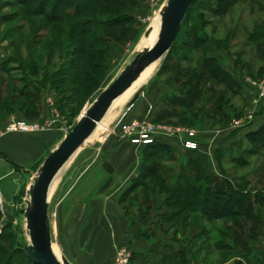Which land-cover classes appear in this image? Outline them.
I'll use <instances>...</instances> for the list:
<instances>
[{
    "label": "rangeland",
    "instance_id": "obj_1",
    "mask_svg": "<svg viewBox=\"0 0 264 264\" xmlns=\"http://www.w3.org/2000/svg\"><path fill=\"white\" fill-rule=\"evenodd\" d=\"M89 1L92 0H0V94L3 98L0 108L4 114L12 95H18L25 84L29 88L32 83L38 84L44 77L49 80L61 71L56 79L62 83L53 91L68 107L62 116L73 128L84 110L118 78L139 52L150 45V39L159 37L161 18L160 25L155 29L152 24L161 16V10L168 2L98 0L88 6ZM77 7H87L84 9L86 15L99 20H111L122 14L133 15L135 19L130 23L118 20L105 30L109 37L98 47L104 52L101 62L88 54H80L82 72L74 81L63 79V75L70 71L68 66L71 56L75 55V46L84 49V42L77 38L67 23L68 14L74 15ZM34 10L41 12L43 18L29 16ZM183 29L173 51L171 47L160 59L150 79L145 84H135L115 101L104 121L82 148L84 151L95 147L103 138V133L113 130L123 118L131 116L137 106L136 116L143 115L146 116L143 118L156 123L189 127L200 132L207 146L206 153L202 154L205 167L200 163L180 167L181 162L199 158L190 157L193 155L182 151L162 155L139 149L136 154L143 178L140 176L126 183L118 199L130 222L140 217V209L150 212L152 201L159 197L169 209L185 208L188 212L187 208L198 200L182 191L184 187L188 191L191 183L186 184L187 187L184 182V185L178 183L177 187L176 181L178 175L189 174L192 170L204 176H213L216 189L227 191V184L230 185V192L241 196L239 202L242 204L251 202L257 194L264 195V147L251 145L244 134L255 121L260 103L255 107L252 101L248 103L246 96L251 95L253 100L248 80L259 81L264 77V46L259 50L260 41L257 40V37L264 36V0H198L192 6L189 21ZM254 32L259 34L253 35ZM191 34H196L199 40L195 41ZM145 38L148 40L143 42ZM207 58H215L236 80V85H221L213 81L208 70L202 66ZM98 63L105 65L101 69L95 66ZM83 71H86V76ZM140 90L141 95L134 101ZM19 102L22 104L28 99ZM252 108L256 111L255 119L245 124L246 114ZM15 110L20 111L18 106ZM154 112L156 114L152 116ZM241 121L245 125L240 128L237 123ZM116 139L121 141L118 136ZM166 177L169 182L164 183L161 179ZM58 197V194L53 195L49 200L53 246L57 255L65 256L74 264H85V222L78 231H68L69 215L57 213ZM28 199L29 196L22 199L21 210H26ZM253 208L258 216L264 215L263 205L257 204ZM204 215L206 221L202 224L208 233L201 236L200 248L203 252L200 256L209 263L222 262L225 254L236 246L230 237L238 232L235 224L245 226L246 218L213 221L207 213ZM16 241L22 248L30 243L25 215L22 211L10 216L1 213L0 264H8L11 259L12 264H30L22 254H17L20 247ZM251 264L257 263L254 261Z\"/></svg>",
    "mask_w": 264,
    "mask_h": 264
},
{
    "label": "crops",
    "instance_id": "obj_2",
    "mask_svg": "<svg viewBox=\"0 0 264 264\" xmlns=\"http://www.w3.org/2000/svg\"><path fill=\"white\" fill-rule=\"evenodd\" d=\"M49 97L56 105L57 97L53 90L41 94L36 103L37 115L30 120L51 117L47 104ZM246 97L250 103L252 96ZM137 107L128 118L146 117L136 116ZM58 112L60 120L52 130L0 136V213L10 216L17 211L23 212L22 199L29 196L39 168L73 129ZM154 114L156 112L152 116ZM15 119L28 118L22 111L15 110V107L7 110L6 114L0 109V127ZM263 126L264 98L260 99L255 121L244 134L257 131ZM108 131L102 134V139L99 137L95 147L84 151L82 147L69 160L57 175L59 177H55L49 193V198L57 194L59 196L57 213L69 215L68 231H78L82 222H85V264H114L118 248L128 246L132 250L131 264H251L254 261L264 264V215L255 214L254 208L248 210L253 212L251 217H245V226L235 224L247 249L236 247L235 255L229 260L215 263L201 258V238L191 232L189 224L178 227L176 220L171 217L172 210L162 204L160 197L152 201L150 212L140 209V217L130 222L129 215L120 206L118 199L126 183L140 176L136 153L142 148L117 141L113 131ZM201 137L199 151L184 152L193 155L190 157H199V160L181 162L180 167H192L196 163L205 167L206 161L202 159V154L206 153L207 146ZM179 177L181 175L177 176L179 182H184L186 187L188 182H193L191 188H198L204 183L205 176L192 170L184 179Z\"/></svg>",
    "mask_w": 264,
    "mask_h": 264
},
{
    "label": "trees",
    "instance_id": "obj_3",
    "mask_svg": "<svg viewBox=\"0 0 264 264\" xmlns=\"http://www.w3.org/2000/svg\"><path fill=\"white\" fill-rule=\"evenodd\" d=\"M197 1L198 0H196L191 5L189 11L187 12L183 25L180 29V32L176 38L174 45L172 46L171 52L176 46V43L184 30L183 27L189 21V16L192 11V6ZM97 2L99 1L92 0L87 3L89 6V3L91 5ZM228 3L230 4V2ZM21 5L24 7L27 6L24 3H21ZM86 8L87 7L79 9V7H77L74 15L68 14V18H67L68 26L71 28L72 32L76 34L77 38H79L80 41L84 42V49L80 48L79 46H75L74 48L75 55L71 56L72 60H70L69 66H68V69H70V71H68V73L63 75V79H73L74 81H77L76 77H78L81 74L80 72H82L81 69L83 67L81 63L80 54H84V55L88 54L90 57L92 56L94 60H98L99 62H101L102 61L101 54L104 52L103 50L98 49V47L103 45V43H106V40L109 37V33L105 32V30L109 26H113L118 20H124L125 22L130 23L133 21V19H135V16L133 15L122 14V15L116 16L115 18L111 20H99L93 16L91 17V16L86 15L87 12L84 10ZM30 13L32 14H30L29 16H32V17L41 16L43 18L44 16L41 12L39 13L38 10H34L33 12H30ZM257 34H255L254 32L253 35H257ZM191 36H194V39H196L195 41L199 40L196 34H191ZM199 37L201 36L199 35ZM257 40L260 41L258 44L259 50H262V47L264 46V36L262 38L260 36L257 37ZM103 65L105 64L98 63L95 66L96 67L99 66L102 69ZM202 66L208 70V74L210 78L216 83L221 84V85H227V86L236 85V80L231 76L229 72L224 70L216 62L215 58L205 59ZM60 72L61 71H59L55 75V77L53 76L50 77L49 80L44 77L42 78L43 80H41L38 84L32 83L30 86L28 85L29 88L28 87L26 88L27 84H25L26 86H24V88L20 90L18 95L16 96L14 94L12 95L10 102H8V106H9L8 110H12V108L18 106L20 111H22L25 114L26 118H28L26 120H30V118L35 117L37 115L36 103L40 95L48 92L49 90H53L55 87H58L59 83L61 85L62 83L61 80L56 79L57 76L59 77L61 75ZM83 73H84L83 74L84 76L87 75L86 71H83ZM75 94L76 93H74V95ZM56 97H57L56 107L58 108L60 113L63 114L64 110L68 109V107L65 106L63 101L61 102L59 100L58 95ZM2 99L3 98L0 94V103ZM21 99H28V102H22L21 104V102H19ZM30 121H34V120H30ZM246 140L255 147H264V126L258 129L257 131L248 133L246 135ZM143 149L149 150L150 152H157L162 155H172L176 151L175 149L170 147L168 144L161 143V142H156L154 144L148 145L146 147H143ZM190 153H195V152H190ZM140 176L143 178L141 169H140ZM184 176H186V174H182L181 178L184 179L183 178ZM212 177L213 176H209L207 174V176L204 177L205 179L204 183L198 188H195V187L190 188L187 191V188L184 187V190H182L184 194L194 199H197L198 201H194L192 203L193 206H191L190 208L189 207L187 208L188 212H186L187 210L185 211V208H181L179 210H172V213H171V217L174 220H176L175 222L178 227L181 228V226L184 227L185 224H189L191 228V232L195 233V236L197 235V237L199 238H201V236L203 237L204 235L208 233L207 232L208 229L202 224L204 221H206V217L204 213H207V217H209V219H212L213 221L238 220L240 218L251 217L252 212L248 210L250 208H253L257 204L264 206V195L257 194L254 196L251 202L249 203L243 202L242 204L241 202H239L240 201L239 197L241 196H237V194H235L234 192H230V185L227 184V187H228L227 191L216 189L215 184H214L215 181L213 180ZM161 180L164 183L169 182L167 177ZM176 183H177L176 186L178 185V183L182 184L179 182L178 179ZM189 183H191V185L194 184L193 182H188V185ZM245 196L246 198H248V194H246ZM200 205L204 206L206 210ZM204 210L207 212H205ZM184 212H186V214H184ZM230 237H231V240H234L235 242L234 244L236 246H234L233 249H230L229 252L225 254L222 261H227L232 256H234L236 253L235 252L236 247L238 246L242 248L243 250L247 249L246 244L242 243V239H241L239 232H237L235 236H230ZM16 243H17L16 245L20 247L17 249V254L18 255L22 254L21 256L24 259H26L30 264H37L34 260H32L26 255V253L24 252V249L22 248L23 246L20 245L17 241ZM12 262H13V259H11V261L8 262V264H12ZM257 264H260V263L257 262Z\"/></svg>",
    "mask_w": 264,
    "mask_h": 264
},
{
    "label": "water",
    "instance_id": "obj_4",
    "mask_svg": "<svg viewBox=\"0 0 264 264\" xmlns=\"http://www.w3.org/2000/svg\"><path fill=\"white\" fill-rule=\"evenodd\" d=\"M196 0H168L161 10L162 28L158 42L152 48L139 52L134 60L121 72L97 100L87 108L73 129L67 133L58 148L51 152L38 171L30 190L25 215L30 243L24 246L26 255L37 264H71L62 256L57 258L49 222V190L53 178L69 160L85 145L105 118L112 103L125 93L138 76L153 62L161 59L173 46L191 5ZM140 90L134 101L141 95Z\"/></svg>",
    "mask_w": 264,
    "mask_h": 264
},
{
    "label": "built area",
    "instance_id": "obj_5",
    "mask_svg": "<svg viewBox=\"0 0 264 264\" xmlns=\"http://www.w3.org/2000/svg\"><path fill=\"white\" fill-rule=\"evenodd\" d=\"M255 107L260 99L264 98V77L259 81H250ZM248 84V85H249ZM47 104L51 111V117L44 120L29 121L15 119L0 127V136L9 133L44 132L56 127L60 120V114L52 98H47ZM255 108H252L245 118V124L255 119ZM243 121L238 122V127H243ZM121 141L135 147H146L156 142L166 143L176 151L197 152L201 144V135L198 130L189 127H177L168 124L156 123L148 118H123L112 130ZM2 203L0 202V206ZM132 250L128 247L120 248L116 254L114 264H130Z\"/></svg>",
    "mask_w": 264,
    "mask_h": 264
},
{
    "label": "bare ground",
    "instance_id": "obj_6",
    "mask_svg": "<svg viewBox=\"0 0 264 264\" xmlns=\"http://www.w3.org/2000/svg\"><path fill=\"white\" fill-rule=\"evenodd\" d=\"M159 18H161L160 20V22H161V28H162V17L161 16H158V20H156V21H154L153 22V24H152V27H153V29H155L157 26H158V24H159ZM160 25V24H159ZM161 31V30H160ZM159 37H160V34H159ZM159 37H156L155 39L154 38H151L150 39V45L149 46H146L144 49H146V48H152V47H154L155 46V44L158 42V40H159ZM148 40V38H145L144 39V41L143 42H146ZM159 62H160V59H158V60H156L155 62H153L152 64H150L141 74H140V76H138L137 77V79L134 81V83L132 84V86L129 88V89H131L135 84H145L149 79H150V77L154 74V72L156 71V69L158 68V65H159ZM128 89V90H129ZM127 90V91H128ZM126 91V92H127ZM125 92V93H126ZM125 93H123L121 96H123ZM120 96V97H121ZM120 97H118L116 100H118ZM115 100V101H116ZM115 101L112 103V105L109 107V109H108V111H107V114H108V112L110 111V109H111V107L113 106V104L115 103ZM107 114H106V116H107ZM105 116V117H106ZM105 119V118H104ZM104 119L102 120V122L104 121ZM101 122V123H102ZM101 123H99L98 124V126H97V128H96V130L99 128V126L101 125ZM96 130H95V132H96ZM94 132V133H95ZM94 133L92 134V136L94 135ZM91 136V137H92ZM90 137V138H91ZM89 138V139H90ZM88 139V140H89ZM88 140L86 141V143L88 142ZM66 166V165H65ZM64 166V167H65ZM63 170V169H62ZM61 170V171H62ZM60 171V172H61ZM60 172L58 173V174H60ZM57 174V175H58ZM57 175H55L54 176V178H53V182H54V179H56L55 177L57 176ZM57 177H59V176H57ZM53 184V183H52ZM51 187H52V185H51ZM51 187H50V189H51ZM49 193H50V190H49ZM48 200H50V198H49V196H48ZM54 245V244H53ZM53 251H54V254L56 255V257L57 258H59V259H61V255H57V250H56V248L53 246Z\"/></svg>",
    "mask_w": 264,
    "mask_h": 264
}]
</instances>
